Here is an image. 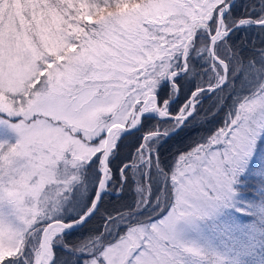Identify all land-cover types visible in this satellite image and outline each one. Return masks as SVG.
Listing matches in <instances>:
<instances>
[{"label":"snow or ice","instance_id":"6c2138e0","mask_svg":"<svg viewBox=\"0 0 264 264\" xmlns=\"http://www.w3.org/2000/svg\"><path fill=\"white\" fill-rule=\"evenodd\" d=\"M233 9L234 0H0V264H54L58 238L109 190L122 135L138 131L119 183L129 169L139 215L108 216L84 264H264V182L246 202L241 179L264 141V46L248 52L231 39L264 32V0L250 15ZM213 95L231 99L223 125L164 172L157 143ZM92 162L100 176L88 210L58 219ZM154 167L163 213L161 196L149 199Z\"/></svg>","mask_w":264,"mask_h":264},{"label":"trees","instance_id":"16d2710c","mask_svg":"<svg viewBox=\"0 0 264 264\" xmlns=\"http://www.w3.org/2000/svg\"><path fill=\"white\" fill-rule=\"evenodd\" d=\"M254 2L255 0H234L233 18L252 14L249 12V8ZM231 39L238 48L246 49L248 52L253 50V45L256 47L264 46V32L256 28L236 31ZM196 83L197 81L195 80L184 82L182 95L176 101H173V105L182 102L187 97L190 89L195 87ZM224 95H227V92ZM230 105V97L221 105L216 95L204 96L201 104L198 105L197 114L187 123V126L157 143L156 150L159 155L160 168L164 172L170 171L179 153L187 151L197 142L202 141L217 128L221 127L226 119V114L229 111L228 106ZM212 112H214V115L211 114ZM154 122L155 117L149 121L144 130H150ZM141 135L142 131H138L136 135H122L121 140L118 142L116 153L109 159L112 180L109 181L108 188L111 192L106 191L101 194L95 211L84 223L65 231L62 234V239L58 238V242L53 245V252L55 253L54 264H80V260L87 259L88 252L86 248L100 234L108 216L116 213L132 216L139 215L137 202L140 195L135 190L137 181L134 180L133 174L129 169H125L128 178L123 185L119 183V177L121 165L132 159V154L136 150L137 142ZM149 176L151 185L149 199L155 201L158 196H161L162 202L159 207L160 213H163L167 209V201L163 200L161 195V186L165 183V177L155 167L151 170ZM98 177L99 172L95 162L83 167V179L75 186L67 203L60 211L61 216H58V219L69 222L77 219L85 212L94 196ZM241 179L244 181L242 192L244 200L246 202L255 200L257 198L256 187L264 182V141H261L257 146L256 153L250 159L247 171ZM91 181H93L92 184ZM143 181V175H139V182L143 183ZM117 188L121 189L119 195L116 193ZM82 202L83 205H81ZM147 211L151 212V208L147 209ZM242 219L248 220L250 218L243 217ZM64 245L69 247L65 248Z\"/></svg>","mask_w":264,"mask_h":264},{"label":"rangeland","instance_id":"374dc122","mask_svg":"<svg viewBox=\"0 0 264 264\" xmlns=\"http://www.w3.org/2000/svg\"><path fill=\"white\" fill-rule=\"evenodd\" d=\"M92 183H93V181H91V184H92ZM108 191L111 192L110 190H108ZM138 195H140V193H139ZM81 197H82V196H81ZM66 203H67V201L64 202L62 208L64 207V205H65ZM81 205H83V202L81 203ZM81 205H80V206H81ZM62 208H61V210H62ZM61 210H60V211H61ZM0 211H4V212L6 213L8 210H7V208L5 207L4 209H0ZM59 216H61V214H59ZM85 260H86V259H84V260L82 259V260L79 261V263H80V264H84V261H85Z\"/></svg>","mask_w":264,"mask_h":264},{"label":"water","instance_id":"95a60500","mask_svg":"<svg viewBox=\"0 0 264 264\" xmlns=\"http://www.w3.org/2000/svg\"><path fill=\"white\" fill-rule=\"evenodd\" d=\"M126 134V133H125ZM99 172V171H98ZM99 176H100V173H99ZM98 179H99V177H98ZM97 182H98V180H97ZM97 182H96V184H97ZM96 195V186H95V189H94V196ZM93 196V197H94ZM88 210V208L85 210V212ZM84 212V213H85ZM78 225H80V224H77V225H75V226H73V227H71V228H69V229H67L66 231H68V230H70V229H72V228H74V227H77Z\"/></svg>","mask_w":264,"mask_h":264}]
</instances>
